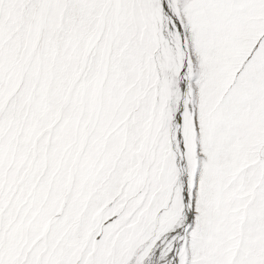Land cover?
Instances as JSON below:
<instances>
[{
  "label": "snow or ice",
  "instance_id": "6c2138e0",
  "mask_svg": "<svg viewBox=\"0 0 264 264\" xmlns=\"http://www.w3.org/2000/svg\"><path fill=\"white\" fill-rule=\"evenodd\" d=\"M0 264H264V0H0Z\"/></svg>",
  "mask_w": 264,
  "mask_h": 264
}]
</instances>
